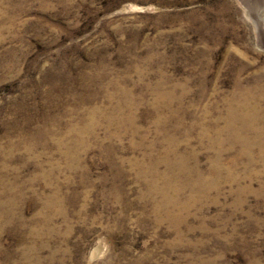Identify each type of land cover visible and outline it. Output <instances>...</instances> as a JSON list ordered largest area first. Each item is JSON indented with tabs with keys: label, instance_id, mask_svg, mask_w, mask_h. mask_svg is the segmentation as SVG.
<instances>
[{
	"label": "rangeland",
	"instance_id": "obj_1",
	"mask_svg": "<svg viewBox=\"0 0 264 264\" xmlns=\"http://www.w3.org/2000/svg\"><path fill=\"white\" fill-rule=\"evenodd\" d=\"M246 1L0 0V264H264V0ZM244 96L254 126L231 138ZM179 159L168 218L148 164Z\"/></svg>",
	"mask_w": 264,
	"mask_h": 264
},
{
	"label": "bare ground",
	"instance_id": "obj_2",
	"mask_svg": "<svg viewBox=\"0 0 264 264\" xmlns=\"http://www.w3.org/2000/svg\"><path fill=\"white\" fill-rule=\"evenodd\" d=\"M248 2V0L246 1ZM254 3V2H253ZM248 4V3H247ZM263 4H255L254 6L252 5H247L248 9V16L253 19L255 24L259 27V34L262 36L264 34V11L261 9ZM239 94V93H238ZM113 97V96H112ZM248 101L250 102V98L248 96H244L241 101H234L232 105L230 106L231 110L229 111V115L226 118V124L224 126V129L221 131L226 132L229 134L231 138H238L245 134L246 132L250 131L252 126V118L251 115L252 113H257V107L252 104H248ZM107 111V110H106ZM261 111V110H260ZM103 113V112H102ZM101 113V114H102ZM124 114V113H123ZM127 114V113H126ZM131 114V113H130ZM264 114V113H263ZM115 115V114H114ZM119 115V113H118ZM116 114V116H118ZM254 115V114H253ZM252 115V116H253ZM257 115V114H256ZM168 116V115H167ZM121 117V116H120ZM120 119V118H119ZM118 119V120H119ZM158 119V118H157ZM160 119V118H159ZM115 120V119H114ZM113 120V121H114ZM122 121V119H121ZM105 123V122H104ZM159 123V122H158ZM93 124V123H92ZM93 126V125H92ZM214 127V126H213ZM109 128V127H108ZM92 129V128H91ZM207 129V128H206ZM216 129V128H215ZM214 129V130H215ZM254 129V128H253ZM261 130V129H260ZM209 131V130H208ZM89 133V132H88ZM249 133V132H248ZM118 134V133H117ZM202 135V134H201ZM244 136V135H243ZM219 137V136H218ZM247 137V136H246ZM175 138V137H174ZM220 138V137H219ZM167 142V141H166ZM219 142V140H218ZM248 142V141H247ZM252 142V141H251ZM257 143V142H256ZM160 144V143H159ZM253 144V143H252ZM176 145V144H175ZM248 149V148H247ZM152 158V157H151ZM168 157H165L163 160H168ZM180 158V157H179ZM238 159V158H237ZM122 160V159H121ZM171 160V159H170ZM169 160V161H170ZM176 160V159H175ZM74 161V160H73ZM162 161V160H161ZM160 161V162H161ZM167 161V163L169 162ZM172 161V160H171ZM122 162V161H121ZM143 162V161H142ZM157 161H154L153 163L148 164V168L152 169L154 171V175L152 176L150 180V186L152 190H156L155 193L159 194L160 199H159V207L164 211L165 215L168 218L174 217V207H176V200L174 198V193L176 192L175 186V181L176 179L183 173L189 172L188 167L186 165V162L183 161V159H179L178 162L174 161L169 162L167 164V168L164 172H159L157 168L155 167ZM70 163V162H69ZM81 165V164H80ZM172 165H178V169L181 171L178 172V174L174 173L176 171L172 170ZM50 166V165H49ZM158 166V165H157ZM132 167V166H131ZM139 167V165L137 166ZM142 166H140L141 168ZM175 167V168H176ZM143 169V168H142ZM160 169V168H159ZM48 173V172H47ZM144 173V172H143ZM180 173V174H179ZM137 174V173H136ZM187 174V173H186ZM80 175V174H79ZM190 175V174H189ZM183 176V175H182ZM65 177V176H64ZM187 178V177H186ZM51 179V178H50ZM54 180V179H53ZM81 180V179H80ZM181 180V179H180ZM179 180V181H180ZM43 182V181H42ZM46 182V181H44ZM160 182L161 184L158 185L157 183ZM178 182V181H177ZM149 185V183H148ZM180 185V184H179ZM94 186V185H93ZM178 186V185H177ZM183 186V185H182ZM181 186V187H182ZM88 187V186H87ZM179 189V188H178ZM57 191V189H56ZM151 192V190H150ZM82 193V192H81ZM178 193V192H177ZM154 194V193H153ZM195 194V193H194ZM69 195V194H68ZM49 197V196H48ZM48 199V206L51 204H56L61 200L60 194L57 192L54 195L50 196ZM63 199V198H62ZM85 199V198H84ZM45 200V199H44ZM65 200V199H64ZM115 200V199H114ZM74 201V200H73ZM76 202V201H75ZM50 204V205H49ZM64 204V203H63ZM67 204V203H66ZM158 204V203H157ZM46 205V204H45ZM55 206V205H54ZM58 206V205H57ZM61 206V205H60ZM75 206V205H74ZM180 206V205H179ZM182 207V206H181ZM56 208V207H55ZM158 208V207H157ZM82 209V208H81ZM177 210V209H176ZM159 211V210H158ZM161 211V210H160ZM59 212V211H58ZM157 213V212H156ZM60 214V213H59ZM64 214V213H63ZM158 219V218H157ZM159 220V219H158ZM94 254V253H92Z\"/></svg>",
	"mask_w": 264,
	"mask_h": 264
},
{
	"label": "water",
	"instance_id": "obj_3",
	"mask_svg": "<svg viewBox=\"0 0 264 264\" xmlns=\"http://www.w3.org/2000/svg\"><path fill=\"white\" fill-rule=\"evenodd\" d=\"M263 8H264V3H263V5H262L261 9H263Z\"/></svg>",
	"mask_w": 264,
	"mask_h": 264
}]
</instances>
